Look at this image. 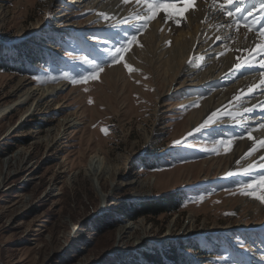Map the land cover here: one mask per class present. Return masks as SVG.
<instances>
[{
	"label": "rangeland",
	"instance_id": "obj_1",
	"mask_svg": "<svg viewBox=\"0 0 264 264\" xmlns=\"http://www.w3.org/2000/svg\"><path fill=\"white\" fill-rule=\"evenodd\" d=\"M98 11L81 0H0V107H9L0 117V264H157L155 256L162 264H264V235H254L264 225V154L234 162L237 147L229 146L264 123V100L241 110L261 84L227 100L239 79L264 74L260 44L251 41L252 51L210 79L203 60L229 49L192 51L190 71L170 84L160 65L165 56L157 55L163 51L147 58L143 49L153 20L144 27L100 19ZM134 11L147 14L146 7ZM79 31L95 54L78 49ZM133 34L137 42L113 63L115 49ZM97 64L98 78L85 79ZM237 65L252 69L233 75ZM50 83L64 86L39 102L18 100L27 87ZM216 95L222 103L199 114ZM92 155L100 158L98 173L107 171L99 179L87 169ZM165 196L174 201L171 210L128 214L141 200ZM126 223L135 228L122 238ZM216 234L213 245L192 244ZM179 254L181 261L164 258Z\"/></svg>",
	"mask_w": 264,
	"mask_h": 264
},
{
	"label": "bare ground",
	"instance_id": "obj_2",
	"mask_svg": "<svg viewBox=\"0 0 264 264\" xmlns=\"http://www.w3.org/2000/svg\"><path fill=\"white\" fill-rule=\"evenodd\" d=\"M81 1L82 2L85 1L88 3L90 2L93 7H96V9L99 10L98 15L96 17H99L100 19L105 15L110 20L121 18L124 21L134 22V20L137 21V12L134 10L140 12L142 10V7L145 8L143 4H139L142 6L139 7L138 3L133 2L132 0H129L128 3H124L123 0H81ZM226 1L227 0H194V7H191L187 11H185L183 18L176 17L174 19H166L165 18L166 13L162 11L158 13L156 18L153 19L152 23H150V26L147 32L145 33V36H147L146 38L147 40L145 42V47L143 49H145L146 51L147 58L152 57L153 53L155 54L154 50L157 51L158 49L163 51L162 54L158 53L157 55L165 56L164 57L165 59H163L164 62H162L160 65L161 68L167 70L166 73L167 76L170 77L169 78L170 84L175 82L177 83L179 80L176 78L179 75L182 77L183 76L182 72H184V75H186L190 71L187 67L189 64L188 65L186 64V60L189 57L190 53H192V51L199 53L200 50H205L203 54L208 53L212 55L219 52L221 53L222 51H225V49H229V51L226 54L223 53L221 57L217 54V56L215 57H211V58L206 57L204 59L205 55H203L202 57V59H204L203 64H206V62L210 63L206 67V69L207 68L209 69L206 72V76H209L208 79H210L211 75L214 74L218 75L221 72H223L222 70L224 71L227 70L229 66H231L233 63L237 61L238 56L241 57L246 53L252 51L254 46L250 43L251 41H254L257 44H261V41L259 40L260 38L254 31L248 30L243 27L235 29V25L231 24L230 22V20L233 19V15L230 17L226 14V12L232 11L234 14L236 9H232L230 6H225L224 4ZM222 5L223 7H221ZM246 8H248V0H245L244 5L239 10H244ZM103 11H105V14L103 13ZM252 11L256 12L257 9H253ZM177 19L180 20L179 25L175 22ZM98 23H100V21H98ZM203 34H205L204 39H202ZM168 43L169 45L171 44V46H168L167 45ZM206 47L209 48L206 49ZM138 49H142V48H136L132 52ZM132 52L129 54L130 57H132L131 55ZM191 64H193V62ZM181 65H183V67H181ZM114 68L118 69L119 67L115 66ZM203 79L204 78H202L201 81ZM208 79L207 81L205 80L206 81L205 84L208 83ZM24 81L22 83H24ZM261 81H264V74H256V75L254 74L251 77H245L239 79L236 82L239 84V86L233 89V91H231L227 100L229 99L232 100L234 97L237 96V94L243 93L244 92L243 90H245L246 88L248 90L252 88L257 89L260 83L261 85L258 87V89H261L260 90L261 93L258 94L257 96H254L255 98L254 101H250L249 104H246L243 108H241L242 111L245 110L246 112V107H250V105H252L253 102H256L258 100H264V85H263L264 83H261ZM63 86L64 85L62 83L31 85L26 89H24L22 95L18 100L20 102L26 101L27 99H30L31 96H34L35 99H39L38 100L39 102L40 98L53 96L56 93V90L57 91L60 90ZM217 95H219V93ZM224 95H226V92L223 94V96ZM218 99L219 100L213 99V102L210 101L209 98L205 99L204 105L199 109V114L208 111L207 113L209 115L211 109L216 107L219 103L220 104L222 103L220 101L221 97ZM8 110H9L8 106L0 107V117H2L5 113H7ZM212 114H215L214 116H218L217 120H219L218 119L219 113H214L212 110ZM198 120L199 118H197V121ZM68 122L71 121L66 120V123ZM251 122L254 124L256 120H251ZM259 125L260 126H257V131L252 132L251 135L252 139H249V137L236 138L235 140L230 142V144L228 142L229 146L233 145L237 147L236 150L234 151L236 153L235 158L233 159L234 162L237 159H238L237 161H242V163H247L251 161L252 159L255 158V156H253L252 154L255 150L258 151L257 156H259L261 153L264 154V146H262L261 144V141H264V127H261V125H264V123H261ZM50 132L51 129L49 130L48 138L50 137L51 134ZM256 139H258V143L254 142V140ZM98 161L100 162V158L97 155L91 156L87 165V169L89 172L95 171L94 172L95 174L98 173L97 171L98 168L96 167ZM233 168H236V165L231 169ZM108 170L110 172L112 168L110 167L108 168ZM106 172L107 171H104V169H102L98 173L97 178L99 179L100 174ZM135 182L136 181H128L126 183L132 184ZM259 201L262 202V204L264 205V200L259 199ZM134 228L135 225L131 223H126L120 228V236L122 238L132 237ZM255 230H257L258 233L255 232L254 235H258V234L264 235V225L259 226V228ZM247 233H251V232L248 230ZM196 237H198L199 244L212 243L214 240L219 239V236H217V234L213 236L198 235ZM160 240L163 239L161 238ZM199 240H206V241H199ZM139 243L140 245L143 244L141 242ZM141 260L145 262L146 258H141ZM161 260L162 259H160V261Z\"/></svg>",
	"mask_w": 264,
	"mask_h": 264
},
{
	"label": "snow or ice",
	"instance_id": "obj_3",
	"mask_svg": "<svg viewBox=\"0 0 264 264\" xmlns=\"http://www.w3.org/2000/svg\"><path fill=\"white\" fill-rule=\"evenodd\" d=\"M124 3H128L129 0H123ZM136 2L138 4H143L144 7H146L147 9V14L145 15H138L137 16V20L143 21L144 22V27H147L148 21L153 20L156 18L157 14L160 13L161 11L166 13V19H174L176 17H184V12L187 11L189 8L194 7V0H182L183 2V7H180L178 4L176 3H162L160 2V0H136ZM227 3L231 4L233 3V0H227ZM223 7V5L221 6ZM256 6L253 5V8H255ZM260 8L262 10H264V0H260ZM236 11H239V9H236ZM226 14L228 16H232L233 12L232 11H227ZM105 19H108L107 17H105ZM178 25L180 23V20L177 19L175 21ZM262 35H264V33H262ZM219 39V38H217ZM137 42V36L136 35H131L130 39L126 38V44L125 45H121V47H118L115 49V55L113 56V63H120L123 60V53L127 52L130 50L131 45ZM262 48V54H264V46H260ZM238 67L240 65H237ZM125 68H128V70L131 72L133 71V69L128 65V64H124ZM262 67H264V65H262ZM103 71V68L97 64L96 65V69H95V73L92 74L90 77H87L85 79L91 78V79H97L98 78V73ZM261 83H264V81H261ZM249 91H251V89H249ZM91 102V101H90ZM215 115V114H213ZM213 120V117H209L208 120H206L204 122L203 125H201V127H204L206 125H208L209 123H211ZM261 127H264V125H261ZM200 129H197V131H199ZM249 139H252V136H249ZM262 146H264V141H261ZM249 187H251V185H249ZM259 199L264 200V196L258 197Z\"/></svg>",
	"mask_w": 264,
	"mask_h": 264
},
{
	"label": "trees",
	"instance_id": "obj_4",
	"mask_svg": "<svg viewBox=\"0 0 264 264\" xmlns=\"http://www.w3.org/2000/svg\"><path fill=\"white\" fill-rule=\"evenodd\" d=\"M6 58H9V57H6ZM173 203H174L173 199H171L170 197H166V196L163 199L162 198H158V199L152 198V199L141 200L140 203L137 204V206L131 207V211L128 210V214L133 218L140 216L142 214L147 215V214L151 213V214L156 215L163 210H165V211L171 210ZM156 255H158V254H156ZM153 256H155V255H153ZM160 257L163 258L161 253H160ZM164 258L167 261H173V262H177L176 260L181 261L184 259V257L181 256L180 254L178 255L177 258H176V255H165ZM158 259H159V257L155 256L154 262H157V264H162L163 263L162 260L160 261ZM187 262L188 261L186 259L185 264H187ZM128 264H139V263L130 262Z\"/></svg>",
	"mask_w": 264,
	"mask_h": 264
}]
</instances>
